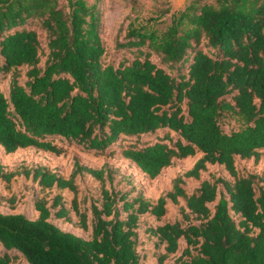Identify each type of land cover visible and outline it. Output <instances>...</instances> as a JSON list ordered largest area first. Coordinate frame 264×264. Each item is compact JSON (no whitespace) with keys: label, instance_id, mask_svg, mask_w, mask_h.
I'll list each match as a JSON object with an SVG mask.
<instances>
[{"label":"trees","instance_id":"1","mask_svg":"<svg viewBox=\"0 0 264 264\" xmlns=\"http://www.w3.org/2000/svg\"><path fill=\"white\" fill-rule=\"evenodd\" d=\"M33 20L46 32L45 47L28 26ZM117 46L132 58L104 63L99 9L87 0H0V74L11 73L8 94L0 81L5 153L34 146L60 155L66 148L56 139L97 152L119 146L155 178L174 159L200 152L184 176L199 179L210 163L224 165L234 179L212 176L189 192L179 175L153 201L118 188L108 164L92 168L76 159L66 178L47 166L7 170L0 159L7 183L20 173L40 191L74 193L69 207L60 194L36 196L35 219L0 212V264H13L12 251L29 264H142L141 217L159 220L168 200L180 198L182 221L145 229L163 246L160 262L183 239L179 264H264V174H240L236 166L237 157L259 160L264 148V0H189L163 29L130 23ZM225 114L246 125L225 132ZM126 139L135 141L122 144ZM83 173L101 183L100 197L84 210L76 183ZM72 211L81 228L91 229L89 239L53 222Z\"/></svg>","mask_w":264,"mask_h":264},{"label":"rangeland","instance_id":"2","mask_svg":"<svg viewBox=\"0 0 264 264\" xmlns=\"http://www.w3.org/2000/svg\"><path fill=\"white\" fill-rule=\"evenodd\" d=\"M89 4H96L99 9L100 31L106 52L102 58L104 63L118 64L124 57L132 58L126 48H119L117 41H122L126 33V27L130 23L135 25L151 22L159 29L165 28L170 22L171 14L182 9L189 0H87ZM214 2V0H204ZM66 3V0H61ZM29 27L35 29L43 47L46 46V32L42 29L40 22L33 20L29 23ZM121 29V30H120ZM45 57L43 56V59ZM153 60L159 62L156 55ZM20 81L24 82L25 67H21ZM169 69V68H168ZM170 70V69H169ZM177 73V69L171 70ZM11 73L7 76L0 74V81L3 90L8 94ZM221 128L225 132H231L243 128L246 123L238 115L225 114L220 119ZM153 137L143 138L142 140H152ZM60 145H64L65 152L57 155L50 151L38 149L34 146L19 149L14 153L6 154L0 146V159L7 170H19L24 168H35L37 166H47L56 171L58 174L68 178L72 172L74 161L77 159L83 165L92 168H100L104 164L112 167L114 172V183L118 188L124 190H132V194L141 191L145 197L156 201L159 196L166 194L172 189L174 179L183 175L184 188L192 192L198 188L204 179H212V176L221 177L227 180H233L229 171L224 165L207 164L206 170L201 171V177L195 179L184 176L185 172L193 167L195 162L202 156L197 153L184 159H174L173 163L163 169V171L155 178H150L143 173L141 169L130 159L125 158L119 151V146H114L113 150L97 152L94 150H86L82 146L75 143L55 140ZM135 139H126L122 144H128ZM141 143V141H140ZM261 157L259 160L254 158L242 159L236 158V166L240 174H264V148L260 149ZM76 183L79 189L78 202L84 210L93 200L101 195V183L94 179L90 174L83 173L76 177ZM56 194H60L63 201L69 207L74 197V193L66 189H46L40 191V186L35 182L32 176L27 177L24 174H16L11 182L7 183L0 179V212L3 213H23L30 219L38 217L39 212L35 208V197L46 196L51 200ZM184 204L182 198L179 203H173L170 199L166 204V214L159 220L147 214L141 217V227L139 229V251L143 255L142 264H179L178 259L182 254L186 242L180 240V249L170 254L164 261H159V255L163 253V246H156V238L149 236L145 230L146 227L156 226L165 221L183 220L180 211L181 205ZM215 202L210 203L213 208ZM91 212H89L90 214ZM91 215V214H90ZM63 230L73 232L83 238L89 239L91 229L85 230L79 226L78 217L75 212H71L70 218L52 217ZM0 251H4L0 246ZM13 258V264H29L27 260L17 252H10Z\"/></svg>","mask_w":264,"mask_h":264}]
</instances>
